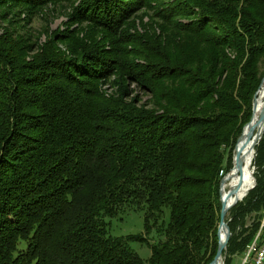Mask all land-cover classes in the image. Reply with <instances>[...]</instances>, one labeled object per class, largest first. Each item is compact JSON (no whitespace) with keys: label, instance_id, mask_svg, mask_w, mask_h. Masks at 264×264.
Wrapping results in <instances>:
<instances>
[{"label":"trees","instance_id":"obj_1","mask_svg":"<svg viewBox=\"0 0 264 264\" xmlns=\"http://www.w3.org/2000/svg\"><path fill=\"white\" fill-rule=\"evenodd\" d=\"M65 4L76 31L41 44L8 18ZM0 32V264H210L264 78V0H0ZM253 166L226 264L259 230L264 136ZM131 211L145 233L111 237Z\"/></svg>","mask_w":264,"mask_h":264},{"label":"rangeland","instance_id":"obj_2","mask_svg":"<svg viewBox=\"0 0 264 264\" xmlns=\"http://www.w3.org/2000/svg\"><path fill=\"white\" fill-rule=\"evenodd\" d=\"M72 9L70 5H63V6H50L48 10L45 12L44 15L36 16V17H29L26 14L17 15L16 18H10V21L14 20L13 29L16 33L24 35V37L29 38L31 42H35L36 40H40V44L45 41V31H49L50 33L58 32L60 34H65L70 28V31H76L77 25H72V20L70 19ZM145 20H149L145 17ZM9 22L4 24V27L7 28ZM3 33V32H0ZM260 70H264V58L260 62ZM108 85H105L103 88L106 90ZM135 91L136 87H132ZM111 90H108L110 93ZM138 94L143 102H147L149 97L140 91H137ZM134 94V95H136ZM261 141V140H260ZM259 141V142H260ZM258 142V143H259ZM255 157V156H254ZM252 170L253 168L252 164ZM229 215V214H228ZM252 216L248 217L247 225L249 226L252 222ZM107 222L109 224V235L111 237H122V236H129V235H137L145 233V222H144V213L141 211H131L126 214L120 215L116 218H108ZM167 225L169 223V211L165 210V217L162 220ZM151 243L154 242H161L164 241L165 238L162 236H156L149 238ZM144 260H147L151 256V250L148 248L146 244L134 243L131 246ZM218 250V249H217ZM227 249L224 253V262L226 261ZM217 254V252H216ZM216 256V255H215ZM214 260V259H213ZM241 256L233 257L232 264H241ZM211 264V263H210ZM226 264V262H225Z\"/></svg>","mask_w":264,"mask_h":264},{"label":"bare ground","instance_id":"obj_3","mask_svg":"<svg viewBox=\"0 0 264 264\" xmlns=\"http://www.w3.org/2000/svg\"><path fill=\"white\" fill-rule=\"evenodd\" d=\"M260 90L261 91L259 93L260 96L258 99L259 101L258 108L254 114V119L251 126V127H255L253 130L254 134L252 135V138H250L251 141L248 144L245 145L244 142L242 141L239 144V147L241 148H243L244 146L242 153L243 168L241 171L232 170L229 177L224 179L222 183V190H223L222 199L227 203L228 206H232L236 203L243 201L248 195V193L252 190L255 184V180H256L254 177L255 172L253 173L252 171V164L255 159L254 156H256L255 141L257 140L258 137L262 139V137L264 136V123L260 124V120H261L260 118L261 116L264 115V79ZM237 188H239V190L234 192L232 196L228 197V194L230 192H233V190ZM225 234H226V230L222 228L221 229L222 242L225 239L226 236ZM224 256L225 255H223V257L218 260L217 264H225L226 261L224 262ZM241 261H242V256H241ZM259 264H264V253L262 255V259L259 262Z\"/></svg>","mask_w":264,"mask_h":264},{"label":"water","instance_id":"obj_4","mask_svg":"<svg viewBox=\"0 0 264 264\" xmlns=\"http://www.w3.org/2000/svg\"><path fill=\"white\" fill-rule=\"evenodd\" d=\"M264 79V78H263ZM263 79L261 81V85L259 87V90L257 91V93L255 94L254 96V102H253V116H252V119L250 121V123H248L245 127H244V130H243V134L241 136V139L240 141L238 142V145L236 147V150H235V156H234V167L232 170H242L243 168V162H242V153H243V148L239 147V144L240 142H244V144H248L251 140L250 138H252V135L254 134V128L255 127H251L252 126V122H253V119H254V114L255 112L257 111V108H258V99H259V93H260V89H261V86H262V83H263ZM260 124L264 123V115L261 116L260 118ZM251 127V128H250ZM250 128V130H249ZM255 138V137H254ZM260 137L257 138V140L255 141V146H257L258 142L260 141ZM255 150H256V147H255ZM231 170V171H232ZM253 171V170H252ZM231 173V172H230ZM230 173L224 177V179L228 178ZM254 173V171H253ZM224 179L222 180V183L224 181ZM256 185V180H255V184L253 186V188L255 187ZM239 187V186H238ZM252 188V189H253ZM239 188L233 190V192H230L228 194V197L232 196V194L236 191H238ZM223 197V190H222V185H221V213H220V223H219V227H218V232H217V237H218V250H217V254L214 258V260L211 262V264H217L218 260L221 259L224 255V252L225 250L227 249V246H228V242L232 236L231 234V231L228 227V224L226 222V218L230 212V210L237 204H234L232 206H228L227 203L222 199ZM224 228L226 230V236H225V239L224 241L222 242L221 240V229Z\"/></svg>","mask_w":264,"mask_h":264},{"label":"built area","instance_id":"obj_5","mask_svg":"<svg viewBox=\"0 0 264 264\" xmlns=\"http://www.w3.org/2000/svg\"><path fill=\"white\" fill-rule=\"evenodd\" d=\"M255 169V167H253ZM254 171V170H253ZM224 172L220 173V176H223ZM261 245V247H260ZM264 253V211L262 218L260 220V226L258 233L254 237L253 242H251L242 255V264H259Z\"/></svg>","mask_w":264,"mask_h":264}]
</instances>
